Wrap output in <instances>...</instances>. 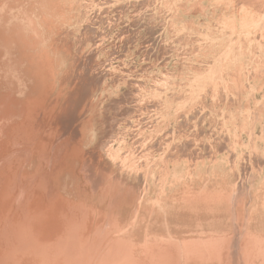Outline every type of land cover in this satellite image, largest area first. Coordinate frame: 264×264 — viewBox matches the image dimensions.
<instances>
[{
  "label": "rangeland",
  "instance_id": "rangeland-1",
  "mask_svg": "<svg viewBox=\"0 0 264 264\" xmlns=\"http://www.w3.org/2000/svg\"><path fill=\"white\" fill-rule=\"evenodd\" d=\"M37 2L38 15H54L56 21L58 91L63 72L71 70L75 77L83 68L90 75L87 97L82 101L76 95L89 119L88 148L98 146L103 132L116 125L114 133L126 142L119 139L115 145L122 140L121 151L130 149L137 161L146 159L151 167L146 200L129 199L123 208H115L119 214L127 208V222L129 214L131 219L140 217L122 234L139 231L134 236L139 245L160 237L172 243L183 238L203 243L224 235L237 253L233 236L264 239V0ZM80 61L87 62L86 68ZM143 100L151 107H144ZM162 162L167 175L160 172ZM202 190L216 199L199 206L187 202ZM139 206L138 216L134 213Z\"/></svg>",
  "mask_w": 264,
  "mask_h": 264
},
{
  "label": "bare ground",
  "instance_id": "bare-ground-1",
  "mask_svg": "<svg viewBox=\"0 0 264 264\" xmlns=\"http://www.w3.org/2000/svg\"><path fill=\"white\" fill-rule=\"evenodd\" d=\"M37 10V0H0V264H264V239L254 234V238L232 237L233 243L239 245L238 253L229 249L231 238L224 235L219 240L220 235L214 240L206 238L203 243L184 238L172 243L160 237L139 245L134 238L139 231L122 234L140 217L131 219L133 214H129L127 222V208L121 214L115 208L122 204L123 208L129 199L146 200L152 187L153 175L148 172L151 167H147L146 159L137 161V154L134 156L130 149L120 150L124 138L114 133L116 125L107 129L108 133L103 132L105 137L98 146L88 148L89 119L81 107L84 102L78 100L87 97L90 75L83 68L75 77L71 70L65 71L58 91L57 80L61 76L55 55L54 15L44 19ZM80 62L86 68L87 62ZM103 73L99 74L104 76ZM144 100L143 106L147 104H143ZM130 105L127 107L135 112ZM131 121L130 118V124ZM119 139L122 140L117 146L115 141ZM162 161L166 162L164 158ZM165 162L160 172L167 175ZM138 186L142 187L139 194ZM202 191L187 202L199 206L216 199L212 200L207 190ZM141 208H136L134 214L139 216Z\"/></svg>",
  "mask_w": 264,
  "mask_h": 264
}]
</instances>
